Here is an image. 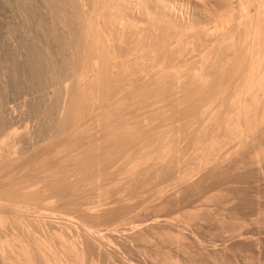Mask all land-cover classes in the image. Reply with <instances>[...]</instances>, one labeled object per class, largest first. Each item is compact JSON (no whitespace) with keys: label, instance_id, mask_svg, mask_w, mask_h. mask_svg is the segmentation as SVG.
<instances>
[{"label":"bare ground","instance_id":"6f19581e","mask_svg":"<svg viewBox=\"0 0 264 264\" xmlns=\"http://www.w3.org/2000/svg\"><path fill=\"white\" fill-rule=\"evenodd\" d=\"M39 1L45 18L40 17L36 26L46 44L38 46L32 36L35 0H15L26 63L19 64L21 70L3 72L0 79V107L7 110L0 115V137H4L0 142V231L12 219L30 235L29 239L19 234L10 240L0 237V262L34 264L38 257L42 264H84L85 241L99 250L104 243L101 233L86 231L71 242L62 239L67 244L57 249L39 238L36 230L71 221L78 212H93L92 199L99 193L121 189L129 181L143 182V171H138L145 164L141 144L163 125L161 103L180 100L175 94L182 83L179 67L193 57L189 31L196 29L193 38L201 46L202 40L212 39L206 24L216 12L233 13L252 4V38L243 45L248 53L233 62L218 60L222 73L229 74L213 93L222 98L228 81L240 82L237 86L245 88L235 99L240 112H246L245 91L264 87V79L256 80L254 72L255 63L264 57V0ZM6 3L0 0V5ZM195 80L196 88H201L200 82L206 79L199 75ZM29 82L40 97L11 111L9 101L22 97ZM218 83L219 79L211 86ZM52 86L56 87L50 91ZM182 111L179 108L176 114ZM185 112L199 125L210 116L205 105ZM27 117L37 122L20 131ZM103 139L109 141L98 144ZM132 149L136 159L128 167ZM32 158L41 160L27 165L25 161ZM81 194L89 197L86 203L78 200ZM13 240L19 244L11 245ZM66 253L72 258L64 259Z\"/></svg>","mask_w":264,"mask_h":264},{"label":"rangeland","instance_id":"374dc122","mask_svg":"<svg viewBox=\"0 0 264 264\" xmlns=\"http://www.w3.org/2000/svg\"><path fill=\"white\" fill-rule=\"evenodd\" d=\"M254 11V5L245 4L233 13L216 12L206 24L212 39L202 40L201 46L193 38L196 29L189 31L193 57L179 67L182 83L175 94L180 100L161 103L163 125L160 131H151L152 136H146L141 144L145 164L138 171H143V182L129 181L121 189L97 194L92 199L96 207L93 212H78L69 218L71 221L38 228L39 238L59 249L67 244L62 239L79 240L86 231L103 235L100 252L85 241L88 257L84 264H264V87L257 85L251 92L245 91L244 115L235 99L245 88L237 86L240 82L228 81L222 98L213 95L221 82H226L221 81L223 76L229 74L222 73L218 60L233 62L248 53L243 45L252 38L249 24ZM261 12L263 20L264 7ZM31 16L34 42L44 47V35L36 26L40 17L45 18L39 0L33 3ZM23 34L15 0H7L0 5V79L3 72L21 70L19 64L26 63V52L21 48ZM20 51L24 55L18 62ZM254 66L255 79L262 82L264 57ZM199 75L206 80L200 82L203 87L196 88L195 77ZM217 79L219 85L211 86ZM33 89L34 83L29 82L22 97L9 101L10 110H20L23 103L40 97ZM202 105L210 116L199 125L185 110ZM179 108L183 111L176 114ZM6 111L0 107V115ZM35 122L27 117L19 130ZM3 139L1 136L0 142ZM108 141L103 139L98 144ZM129 155L128 167L135 163L134 149ZM40 160L25 162L31 165ZM88 198L81 194L78 200L86 203ZM99 204L103 206L97 207ZM9 221L0 231L1 238L10 240L19 234L29 239L26 230ZM10 244L19 243L13 240ZM63 258L72 255L66 253ZM34 264L42 263L37 257Z\"/></svg>","mask_w":264,"mask_h":264}]
</instances>
